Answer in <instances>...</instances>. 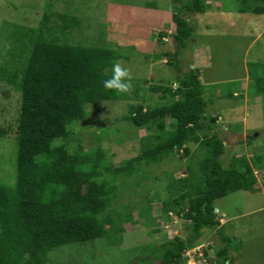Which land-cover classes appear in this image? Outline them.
<instances>
[{
  "label": "trees",
  "instance_id": "trees-1",
  "mask_svg": "<svg viewBox=\"0 0 264 264\" xmlns=\"http://www.w3.org/2000/svg\"><path fill=\"white\" fill-rule=\"evenodd\" d=\"M241 1L240 12L264 14V0H254L253 5ZM175 2L172 21L176 50L154 56L172 57L180 71L176 57L195 31L188 17L205 12L208 3ZM58 16L64 32L81 28L77 16ZM43 30L25 28L21 35L9 39L6 53L11 58L0 65L3 85L17 92L15 114L7 127L0 125V136L15 135L17 139L16 181L12 185L0 182V264H46L49 252L57 247L104 238L115 244L125 233V222L149 226V205L137 212L131 210V202L130 209L124 211L115 202L123 190L140 185L137 179L143 174L142 162L162 163L181 151L190 162L184 176L170 183L171 195L163 201L162 211L167 216L180 212L188 233L161 247L148 243L147 247H153L150 255L163 264H186L185 253L203 244L209 229L226 241L217 201L233 192L254 190L258 183L255 169L264 171V154L256 153L252 160L234 155L230 166L223 164L220 156L226 152L225 141L210 131L219 114L208 111L212 101L205 97L201 73L192 68L177 75L175 89L168 82L150 84L148 88L157 93L158 100L142 96L150 83L147 79H131L130 90L118 93L105 88L102 81L111 77L118 60L130 57L129 52L119 47L62 42ZM165 31H160L159 40L166 36ZM15 50L19 53L10 52ZM249 65L252 82L247 91L264 98V64ZM132 97L136 101L116 121L149 131L136 156L116 165L102 145L87 151L80 143L71 142L72 125L86 119L89 104ZM192 142L198 144L200 154L192 153ZM134 176L133 184L128 178ZM229 250L226 245L219 247L216 263L233 264Z\"/></svg>",
  "mask_w": 264,
  "mask_h": 264
},
{
  "label": "rangeland",
  "instance_id": "rangeland-1",
  "mask_svg": "<svg viewBox=\"0 0 264 264\" xmlns=\"http://www.w3.org/2000/svg\"><path fill=\"white\" fill-rule=\"evenodd\" d=\"M206 2L205 12L188 17L195 31L187 47L176 57L179 71L172 57L154 56L176 50L172 21L174 6L178 4L175 0H0V65L11 58L6 53L9 39L21 35L25 28L41 27L46 35L59 37L62 42L119 47L129 52V58L117 63L128 69L131 79L150 81L142 96L152 100L158 98L157 93L149 90L150 84L168 82L175 89L177 75L195 68L201 73L206 99L212 101L208 111L219 114L210 131L225 141L226 152L220 156L223 164L230 166L234 155L252 160L254 154H264V98L247 91L252 82L249 63L264 64V14L240 12L241 0ZM247 4L253 5L254 0H247ZM65 13L77 16L81 28L64 32L58 15ZM163 29L167 34L159 40L158 34ZM10 52L18 54L19 50ZM3 84L1 77L0 125L7 127L16 111L17 92ZM133 101L136 99L132 97L89 104L86 119L72 125L71 142L80 143L87 151L102 145L116 165L136 156L149 131L116 121ZM170 127L167 123V128ZM190 146L192 153L200 152L197 143ZM16 147L15 135L0 136V182L6 185L16 181ZM181 155L182 151L158 164L142 162L143 174L137 179L140 185L123 190L115 202L124 211L130 209L131 202V210L136 211L149 205L150 227L125 222L126 230L119 242L110 244L104 238L63 245L49 252L46 264H163L150 255L153 247H147L148 243L161 247L175 236L185 237L188 233L180 212L167 216L162 211L163 201L171 195L170 183L184 176L190 162ZM255 172L260 182L254 190L233 192L217 201L219 215L226 217H220L221 222L227 219L226 241L222 242L217 231L204 230L207 239L185 253L186 264H218L216 251L223 245L230 247L229 260L233 264H264V171L255 169ZM135 178L128 181L134 184ZM148 256L151 260L146 259Z\"/></svg>",
  "mask_w": 264,
  "mask_h": 264
},
{
  "label": "clouds",
  "instance_id": "clouds-1",
  "mask_svg": "<svg viewBox=\"0 0 264 264\" xmlns=\"http://www.w3.org/2000/svg\"><path fill=\"white\" fill-rule=\"evenodd\" d=\"M111 72V77L102 81L103 86L107 89H113L118 93L128 92L131 88V76L128 69L122 67L120 63H115L112 66Z\"/></svg>",
  "mask_w": 264,
  "mask_h": 264
},
{
  "label": "crops",
  "instance_id": "crops-1",
  "mask_svg": "<svg viewBox=\"0 0 264 264\" xmlns=\"http://www.w3.org/2000/svg\"><path fill=\"white\" fill-rule=\"evenodd\" d=\"M262 171V170H261ZM258 178V177H257ZM260 182V179H258V183ZM263 190H264V187H263ZM218 210H219V208H218ZM221 218H226L225 216H220ZM227 221V219H224L221 223H222V225L221 226H223V228H224V230H225V232L227 231L226 230V225H225V222Z\"/></svg>",
  "mask_w": 264,
  "mask_h": 264
}]
</instances>
